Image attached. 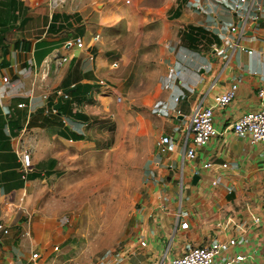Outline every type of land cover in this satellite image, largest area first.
Masks as SVG:
<instances>
[{
  "label": "crops",
  "instance_id": "1",
  "mask_svg": "<svg viewBox=\"0 0 264 264\" xmlns=\"http://www.w3.org/2000/svg\"><path fill=\"white\" fill-rule=\"evenodd\" d=\"M231 1L175 0L167 9L171 34L166 46L159 43L154 82L137 94L139 105L150 108L143 128L151 136L134 212L140 222L131 241L102 264H166L185 243L229 238L236 242L218 261L243 254L232 264H264V140L251 143L231 128L264 105L258 93L264 91V0L250 9L241 35ZM85 10L83 0H0V223L7 227L0 231V264L55 262L65 233L45 215H31L34 187L46 184L65 156L105 138L103 119L117 114L116 97H130L136 65L125 49L93 41ZM233 81L231 101L215 104ZM199 99L213 106L218 134L188 159L182 153L188 114ZM161 134L171 137L172 150H156ZM22 148L30 155L26 171ZM177 213L187 227L176 222Z\"/></svg>",
  "mask_w": 264,
  "mask_h": 264
},
{
  "label": "rangeland",
  "instance_id": "2",
  "mask_svg": "<svg viewBox=\"0 0 264 264\" xmlns=\"http://www.w3.org/2000/svg\"><path fill=\"white\" fill-rule=\"evenodd\" d=\"M174 1L83 0L93 41L125 49L136 76L130 97H116L117 114L103 119L110 137L98 136L83 151L68 154L46 184L34 187L27 204L31 215L54 220L66 237L53 264L106 263L131 241L140 222L134 212L145 187L151 136L143 128L150 108L139 105L137 94L140 85L154 82L151 69L171 34L166 14Z\"/></svg>",
  "mask_w": 264,
  "mask_h": 264
},
{
  "label": "built area",
  "instance_id": "3",
  "mask_svg": "<svg viewBox=\"0 0 264 264\" xmlns=\"http://www.w3.org/2000/svg\"><path fill=\"white\" fill-rule=\"evenodd\" d=\"M52 5L57 1L62 0H49ZM253 6H259L257 0H232L231 9L238 15L241 26L238 33L241 35L244 32L245 25L249 19L250 9ZM80 43V37H75L74 45L77 46ZM219 52H223V48L219 49ZM251 52V49H248ZM62 56L60 60H64ZM5 82L6 77H2ZM99 83H103L100 79ZM237 89V83L231 82L227 89L215 96V104L224 106L228 104L235 94ZM259 95H263V89H259ZM176 99V97L174 98ZM161 113H165L166 109L162 108ZM179 111L176 110V114ZM232 130L239 136L246 137L251 143L264 140V105L258 110H250L241 114L234 120L231 125ZM186 134L189 135V142L184 140L182 153L188 159L194 157V147L207 143L212 137L218 134L217 128L213 124V106L201 104V100L196 101L190 108L188 114V123L186 126ZM155 148L157 151L172 150L173 141L170 136L161 134L155 140ZM211 161H205L204 167L210 166ZM31 166L30 155L27 149L22 148L20 150V167L23 171H26ZM258 217H254L257 220ZM176 222L181 228L187 227V220L180 219L179 213L176 214ZM0 231L7 232V227L0 223ZM236 241L234 238L227 240H213L207 244H188L185 243L179 254L172 256L166 264H232L235 261L242 260L243 254H235L233 257H228L222 261L217 260V256L223 251L227 250L229 245L234 244ZM140 245L144 244V241H139ZM54 250L57 249V245H53ZM36 253L30 254L31 258L36 257Z\"/></svg>",
  "mask_w": 264,
  "mask_h": 264
},
{
  "label": "water",
  "instance_id": "4",
  "mask_svg": "<svg viewBox=\"0 0 264 264\" xmlns=\"http://www.w3.org/2000/svg\"><path fill=\"white\" fill-rule=\"evenodd\" d=\"M253 26H254V23H252V24L250 25V27H253ZM58 104H59V98H57V101H56V104L54 105V108H57V107H58ZM197 177H198L197 174H193V175H192V178H191V183H195L196 180H197Z\"/></svg>",
  "mask_w": 264,
  "mask_h": 264
}]
</instances>
